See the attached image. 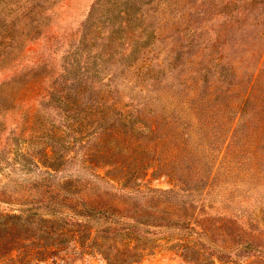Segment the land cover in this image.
<instances>
[{"label": "rangeland", "instance_id": "rangeland-1", "mask_svg": "<svg viewBox=\"0 0 264 264\" xmlns=\"http://www.w3.org/2000/svg\"><path fill=\"white\" fill-rule=\"evenodd\" d=\"M100 1L51 0L40 32L0 68V82L18 71L22 74L17 80L40 74L53 82L55 94L72 96L77 89L103 102L118 86L114 94L122 98L119 112L130 116L150 95L154 101L145 104L148 111L162 112L164 105L169 109V118L161 121L173 122L171 136L158 156H150V167L138 168L141 156H123L113 172L126 174L119 192L105 185L58 186L66 176L78 182L90 178V172L80 170L87 151H69L73 162L56 177L41 178L35 170L15 166L18 156L13 151L25 138L27 120H36L38 113L43 119L35 125L40 133V138L36 133L31 137L35 141L44 137L43 127L44 132L56 130L67 122V106L60 109L55 107L59 101L49 100L40 105L35 96L39 86L32 84L0 127V264H109L105 256L117 241L100 242L108 233L87 231L75 215L67 214L86 206L135 218L141 226L163 225L150 234L114 233L121 242L132 237V245L148 248L130 264H264V126L260 139L251 136L252 129L264 125V91L260 109H252V102L245 104L257 122L239 124V136L238 113L232 108L236 91H227L243 70H249L248 79L259 73L258 89H264V0H124L96 10ZM23 4L24 0H1L6 16L0 19V33L7 27L18 32ZM180 13L182 17L174 20ZM85 23L88 39L82 42ZM178 44L183 48L177 49ZM204 46H213V53L196 59L194 54ZM169 55L176 64L187 58L208 64L203 90L218 96L199 112L201 123L190 111L193 99L188 89L174 88L172 68L160 65L168 64ZM109 106L103 105L105 115H110ZM141 121L150 120L144 116ZM86 140L94 148L98 144L94 136ZM174 146L177 156L169 155ZM149 188H173L176 193L153 194ZM103 221L94 215L89 224Z\"/></svg>", "mask_w": 264, "mask_h": 264}, {"label": "trees", "instance_id": "trees-1", "mask_svg": "<svg viewBox=\"0 0 264 264\" xmlns=\"http://www.w3.org/2000/svg\"><path fill=\"white\" fill-rule=\"evenodd\" d=\"M50 1L51 0H24V4L20 5L21 12L19 16L23 25L16 33L12 32L9 27L6 28L5 33H0V68L7 66L13 61L21 47L40 32L42 19H45L46 16L49 15ZM119 2H124V0H101L96 10H99V6L105 4L115 6ZM2 7L4 8L5 5H2ZM245 9L251 10L248 7ZM121 13L128 14L127 10H121ZM181 14L182 13L178 16L174 15V20L178 21L179 18L182 17ZM148 15L149 13L147 16ZM5 16L3 10L0 9V19L5 18ZM93 16L95 15H92V18ZM155 16H157V14H155ZM87 26H89V23H85L84 26H82V32H84L82 42H86L88 39ZM198 43H200L199 45L201 46L203 42ZM182 48L183 44H178L177 49ZM213 50V46H204V49L197 50L194 55L197 56L196 59H199L210 51L213 53ZM253 55H255L254 52H252V56ZM172 58L173 57L169 55L166 59L168 64L163 61L160 65L163 64V66L165 65L172 68L169 74L175 79V81L172 82L174 88H177L178 91H180V87H183L181 91L188 89L191 96L190 98L193 99V105L190 111L193 115L198 117L197 121H200L201 115H199V112L207 108L209 102L213 101L214 98L218 96L217 92L216 95L209 96L208 93L206 94V91L203 90L204 84L206 86V81L203 79L202 74L207 71L208 64H204L203 60L195 64L196 62L190 60V58L176 64V62L172 61ZM260 69L261 67L257 68V70ZM20 74H22L21 71H18L0 82V127L5 126L2 122H6L5 120L8 114L15 113L16 106L19 102L24 100V94L28 92L26 90L29 89L32 84L39 86V90L35 93V96L36 99L40 101V105L41 102L43 103V101L49 100L51 103L59 101L60 104L55 107H59L60 109L65 105L67 106V108H64L65 114L63 115V119L67 122L64 126L62 123V127H57L56 130L44 132L43 127L41 133L44 137L39 141H35V138H31L33 134L36 133L35 125L39 122L41 124V121H43V119L40 120L41 115L38 113L39 110L37 112L38 114L35 116L36 120H27L25 122L26 131L23 133V137L25 138L19 141L20 147L13 151L14 154L18 156L16 158L17 164L15 165L18 169L30 170L31 172L35 170L41 178L46 176L47 178L56 177L58 174L65 171L70 163L73 162L72 155L69 151L84 150L87 152L80 161V170H87V172H90V178L86 181L80 180L78 182L70 176H66L58 180L56 185H71L75 187L84 185L88 188L105 185L108 189L119 192L121 188L125 186L126 174L115 175L113 172L120 167L123 162V156H141L143 160H139L140 165L138 166L141 170L150 167L152 165L151 163L154 161L148 160L151 159L150 156H158L161 152L160 148L168 143L173 122L169 121L168 124L164 125L161 120H163V118H169V109L164 105L161 107L163 113L154 112L152 110L148 111L145 108V104L152 98L150 95H145V98L140 100L139 104L136 105L138 107L135 110V114L130 116L129 114L119 112L120 106L122 105V98L114 94L118 92V86L114 88L111 86L113 93L103 102L102 100H95L93 98L89 99L83 95L81 90L77 89L72 96H69L71 92L64 94L59 91L58 93L60 94H55L51 91L53 82L50 80L45 81V78L40 74L29 75L26 78L17 80ZM220 74H222V72H220ZM248 75L249 70H243L236 75L238 82L231 88L227 87V91L229 92L236 91V103L232 106L233 109H236V114L238 113V118H236V136H239V129H237L239 124L242 123L244 126L250 122H257L256 119L253 118L254 116L248 115L245 104L252 102L254 104L252 109L254 110H258L262 107L261 91L263 92L264 89H258L260 82L259 73L250 79H248ZM222 76L226 75L223 74ZM222 81L224 84L226 83L224 80ZM43 82H45L47 86L43 87ZM213 85H210L209 88H214L215 85L214 87ZM52 94H54V96H52ZM108 103L110 104L109 107L111 112L110 115H105L103 105ZM254 110H251V112ZM133 116L137 117L133 118ZM144 116L149 117V123L141 121ZM138 119L139 122H141L140 126L134 124ZM259 125L261 124L259 123ZM263 126L264 125H261L258 128L252 129L251 136H254L255 139H260L259 130H261ZM29 130H34V132L29 135L27 134ZM25 134L29 136H25ZM39 134L40 133H36L37 138H40ZM93 136L98 140V144L95 148L86 140ZM2 149L3 147L0 146V152ZM171 149L169 155L177 156L179 152L178 147L174 146ZM155 160H158V158H155ZM107 167L108 169L102 173V170ZM149 192L153 194H171L176 193V190L173 188L168 190L149 188ZM105 213L107 215L103 216ZM67 214L75 215L77 221L85 227V229L87 228V231H91V229L95 228L98 232L108 233V237H104L103 235L100 236V242L103 238H110L112 241H117L105 256L109 264H130L137 262L143 256L144 252L148 250V248H138L136 245H132V242L135 241V238L132 237H129L128 241L123 240V242H121L117 240L114 234L115 232L123 233L139 230L142 233L150 234L163 227L162 224H147L141 226L142 224L135 218L121 217L110 210H99L92 206H86L83 211L76 214L72 212H67ZM94 215L99 216V218L103 217V223L97 222L93 224V226H90L89 223L93 220ZM116 216L118 218L117 220L115 218ZM165 231L171 232L170 230Z\"/></svg>", "mask_w": 264, "mask_h": 264}]
</instances>
